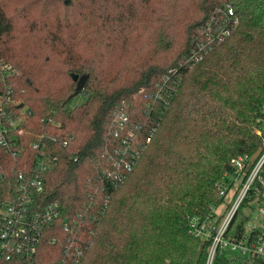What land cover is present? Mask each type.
Returning a JSON list of instances; mask_svg holds the SVG:
<instances>
[{
  "label": "trees",
  "instance_id": "16d2710c",
  "mask_svg": "<svg viewBox=\"0 0 264 264\" xmlns=\"http://www.w3.org/2000/svg\"><path fill=\"white\" fill-rule=\"evenodd\" d=\"M229 7L231 34L191 65L208 22L232 24ZM5 63L15 71L0 73V95L31 111L24 152L0 147L6 180L35 166L33 142L58 139L45 140L58 161L40 200L59 201L61 213L41 259L62 264L82 249L80 264H205L210 242L190 231L191 217L221 203L216 182L233 157L264 148L255 132L264 122V0H0ZM73 74L85 78L79 90ZM247 220L240 210L232 232ZM214 264L264 260L218 252Z\"/></svg>",
  "mask_w": 264,
  "mask_h": 264
},
{
  "label": "built area",
  "instance_id": "2783aa9c",
  "mask_svg": "<svg viewBox=\"0 0 264 264\" xmlns=\"http://www.w3.org/2000/svg\"><path fill=\"white\" fill-rule=\"evenodd\" d=\"M226 14L232 24L221 23L218 16L213 17L208 22L205 41L199 42L189 57L191 65L231 34L238 18L234 16L232 7L227 9ZM14 71L11 64L0 65V73L3 75H10ZM178 82L165 95H171ZM160 95L157 93L156 97ZM10 104L17 105V109H6ZM21 104L12 100L10 95H0V147L13 149V155L24 152V147L18 145V139L25 133L23 124L31 114L28 107ZM129 135H132L131 131ZM73 138L70 136L65 139L62 145L66 147ZM40 139L31 144L40 151L35 166L19 169L12 180H6L8 177L3 168L4 162L0 160V264H52L49 260L41 259L40 243L46 231L59 218L61 203H45L40 198L45 192L44 174L54 169L58 161V156L48 150L45 140L58 142V139L48 135H42ZM134 164L135 161L126 162L124 171H131ZM230 165L231 168L216 182L217 196L222 200L221 203L212 207L211 216L195 215L189 222L190 231L196 237L203 243L210 242L205 264H214L218 252H225L230 257L258 255L264 260V148L254 156L233 157ZM124 171L115 174V178L123 181L126 178ZM240 210L248 220L244 230L233 233L232 224ZM55 241L53 237L51 242ZM83 254L80 249L68 254L61 263L80 264Z\"/></svg>",
  "mask_w": 264,
  "mask_h": 264
},
{
  "label": "rangeland",
  "instance_id": "374dc122",
  "mask_svg": "<svg viewBox=\"0 0 264 264\" xmlns=\"http://www.w3.org/2000/svg\"><path fill=\"white\" fill-rule=\"evenodd\" d=\"M86 100V96L83 93H79L77 95H75L71 101V107L74 108L76 106H79L82 102H84ZM255 132L257 134H263L264 133V122L262 123L261 127L260 128H256L255 129ZM221 207L219 208V211H220Z\"/></svg>",
  "mask_w": 264,
  "mask_h": 264
},
{
  "label": "water",
  "instance_id": "95a60500",
  "mask_svg": "<svg viewBox=\"0 0 264 264\" xmlns=\"http://www.w3.org/2000/svg\"><path fill=\"white\" fill-rule=\"evenodd\" d=\"M73 78L75 81H78L79 82V87H78V90L80 88L83 87L84 83H85V78L84 77H80L79 74H73ZM23 104H21L20 106H22Z\"/></svg>",
  "mask_w": 264,
  "mask_h": 264
}]
</instances>
